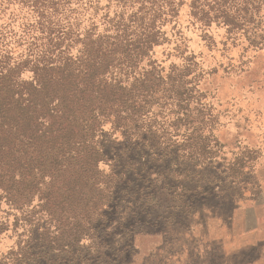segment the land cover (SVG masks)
<instances>
[{
    "label": "rangeland",
    "instance_id": "rangeland-1",
    "mask_svg": "<svg viewBox=\"0 0 264 264\" xmlns=\"http://www.w3.org/2000/svg\"><path fill=\"white\" fill-rule=\"evenodd\" d=\"M63 1L57 19L67 14L80 29L114 10L112 0H90L89 8ZM34 2L49 0H0V47L11 63L42 37ZM252 19L256 44L192 22L182 5L176 22L161 27L166 39L131 74L153 95L143 127L112 132L105 123L97 132L107 157L99 168L114 175L110 199L98 204L94 192L82 200L73 169L35 175L25 205L0 200V264H165L184 231L199 239L208 217L218 211L227 220L250 198L239 228L252 226L251 238L264 241V8ZM189 252L199 260V249Z\"/></svg>",
    "mask_w": 264,
    "mask_h": 264
},
{
    "label": "trees",
    "instance_id": "trees-1",
    "mask_svg": "<svg viewBox=\"0 0 264 264\" xmlns=\"http://www.w3.org/2000/svg\"><path fill=\"white\" fill-rule=\"evenodd\" d=\"M112 2L113 14L106 11L97 21L91 17L83 29L67 14L59 22L63 0H49L42 7L34 2L40 41L12 63L0 47V200L13 208L28 201L35 175L55 179L58 170L76 171V192L82 200L94 192L98 204L110 199L114 175L99 168L107 157L98 146L97 132L105 123L112 132L143 127L147 96L153 95L143 93L138 84L143 80L131 74L159 39H166L161 27L176 22L182 5L192 22L215 23L228 35L239 33L252 44L260 42L250 23L253 10L264 8V0ZM86 4L92 5L90 0ZM185 52L183 48L185 59L191 57ZM147 65L154 68L151 61ZM24 71L29 73L26 78Z\"/></svg>",
    "mask_w": 264,
    "mask_h": 264
},
{
    "label": "crops",
    "instance_id": "crops-1",
    "mask_svg": "<svg viewBox=\"0 0 264 264\" xmlns=\"http://www.w3.org/2000/svg\"><path fill=\"white\" fill-rule=\"evenodd\" d=\"M243 202L240 199L236 202L235 211L227 220L218 211L213 215L215 217H208L199 239H194L193 231H184L179 243L181 246L177 244L178 252L165 264H264V241L251 238L252 226L239 228L240 213L255 204L251 198ZM192 249L195 254L200 250L199 260L195 262L190 257Z\"/></svg>",
    "mask_w": 264,
    "mask_h": 264
}]
</instances>
